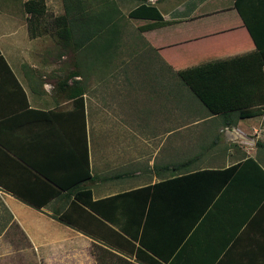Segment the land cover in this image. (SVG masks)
Returning a JSON list of instances; mask_svg holds the SVG:
<instances>
[{
  "label": "crops",
  "instance_id": "0c3cea01",
  "mask_svg": "<svg viewBox=\"0 0 264 264\" xmlns=\"http://www.w3.org/2000/svg\"><path fill=\"white\" fill-rule=\"evenodd\" d=\"M233 2L151 0L162 20L137 19L140 50L129 56L135 63L124 93L107 69H88L89 80L85 72L74 76L83 114L67 88L57 93L31 74L41 36L29 37L22 14L0 10L8 24L0 31V198L44 264H99V247L135 262L113 246L110 229L117 226L75 200V191L89 189L98 201L193 173L175 182L174 224L187 226L194 205L210 204L186 235L189 264H264V103L257 101L264 98V65ZM186 69L205 70L214 85L251 80L242 89L255 94L249 108L261 112L240 117L238 110L206 109L209 115L183 119L179 72ZM167 92L178 94L168 118ZM129 104H146L144 116L129 117ZM86 156L90 178L70 189ZM167 185L160 188L165 197Z\"/></svg>",
  "mask_w": 264,
  "mask_h": 264
},
{
  "label": "trees",
  "instance_id": "16d2710c",
  "mask_svg": "<svg viewBox=\"0 0 264 264\" xmlns=\"http://www.w3.org/2000/svg\"><path fill=\"white\" fill-rule=\"evenodd\" d=\"M46 1L24 0L22 2L23 12L27 15L28 33L31 38L42 36L47 32L46 25L42 21L47 12ZM138 1L139 3L127 13L129 18L162 20V16L155 5L145 2V0ZM62 2L65 10L63 14L56 17L54 24L59 29V37L63 41L65 40V43L70 41L72 31L80 27L83 35L81 34V36L77 37L76 46L86 45L90 37L97 33L95 30L86 28L89 24L88 21L100 24L103 31L108 27L107 23L112 22L114 12H118L117 9L109 7L98 15L82 14V11L80 14V10H82L80 0H62ZM233 4L257 48L256 50H258L259 63L264 65V0H234ZM5 11L13 12L11 10ZM81 15L84 17L83 21L82 19L80 20ZM0 58L2 57L0 56ZM95 59L97 60L96 56ZM195 71L186 69L179 73L184 84L190 88L195 97L211 114H226L229 111L238 110L240 117H248L261 112L260 109H251L249 107L257 101H260L258 103H264V98L261 99L262 102L259 99L255 101V94L252 91L242 89L243 85L250 83L251 80L236 81L227 86L222 85V83L214 85L209 82V75L205 70L199 71V75ZM262 74L264 78V73ZM76 75L77 73L72 72L69 77ZM67 80L68 77L58 82L59 88H67L65 95L73 99L74 105L83 114V88L79 87L77 81L67 84ZM245 162H252L261 171L252 158H247ZM236 167L237 164L227 168L226 172ZM210 172L212 173V171L205 170L200 173ZM192 175L194 176V173L184 174L161 183L121 192L98 201H91V191L89 189L75 191V200H81L100 217L112 221L117 226L118 231L110 229L114 235V238H112L113 246L135 257V262H129L128 259L121 255L99 247V252H97L99 264H189L190 256L185 251L186 235L189 233L193 222L210 204V199H207L203 203L196 205L198 208L194 205L198 211H196V215L194 214V218L187 226L178 228L174 224L176 222L175 217L178 218V207L180 206L175 197L177 194L175 187L178 186L175 185V182L187 180ZM89 178L90 173L86 156L85 164L81 167L79 176H76L75 180L71 181L70 189L74 187L73 185L79 179ZM166 184L170 186L166 190L167 197L164 195L165 192L160 193V188L166 186ZM73 203L75 202L73 201ZM182 205L193 206L187 201ZM89 215V220H98L96 216ZM74 219L70 220L71 223L76 224L77 222L78 225L77 218ZM98 222L102 223L100 220ZM156 235H158V239L154 238Z\"/></svg>",
  "mask_w": 264,
  "mask_h": 264
},
{
  "label": "rangeland",
  "instance_id": "374dc122",
  "mask_svg": "<svg viewBox=\"0 0 264 264\" xmlns=\"http://www.w3.org/2000/svg\"><path fill=\"white\" fill-rule=\"evenodd\" d=\"M23 1L24 0H0V10H11L20 13L23 15L20 17L26 22L27 15L24 14L22 9ZM80 2L82 8L80 14L82 11V14L98 15L109 7L117 9L118 12H114L112 22H108V27L103 31L101 30L102 26H100V24L88 21L89 24L86 28L88 27L90 30H95L97 33L90 37L86 45L76 46L77 37L81 36V34L83 35V31L80 27L74 29L70 41L65 43V40L63 41V39L59 37V29L54 24L56 17L63 14L65 10L63 2L62 0H47V12L42 19L43 23L46 25L47 32L40 37L42 38L40 40L42 44H40L36 53L33 54L37 69H35L36 71L34 72L33 69H31L33 72L31 74H33L37 80L43 79L52 83L53 88L51 90L59 93L60 88L58 82L67 77V84H71L76 80L74 77H69L72 72H85L88 79V69H107L108 71H106L111 72V76L114 75L115 80L118 81V83H116V90L124 93L126 91L125 82L130 81L129 65L135 63L134 60L129 59V56L138 53V50H140V43L136 42L138 41L137 39L141 37L140 28L142 26L141 24H143L140 20L129 18L127 13L130 9L135 7L139 1L80 0ZM145 2L150 3L151 0H145ZM5 18L4 14H0V31L3 25H8L5 24ZM81 19L82 21L84 20L82 15L80 20ZM104 46H106V48H104ZM95 56L97 60H94ZM23 66H27L26 63H24ZM169 80L167 78V81ZM86 88L89 89L88 85ZM92 90H94V88H92L91 91ZM138 91L139 90H134L136 93ZM167 91H169L168 88ZM177 95L176 93H166L167 104H165V109L167 110V118L170 116L169 108H173L174 105L170 103V101L173 102V97ZM179 95L183 119L209 115L205 106L195 97L184 82H181ZM145 107L146 104H129V117L133 119L139 116L141 118L144 116ZM157 107H159V104H157ZM117 108L119 116L120 112L123 116L126 114V108L123 107V105L117 104ZM147 111L149 112L150 109ZM38 261L44 264L42 257H39L35 251L29 249V241L20 233L17 225L11 220V215L7 213V209L0 198V264H40Z\"/></svg>",
  "mask_w": 264,
  "mask_h": 264
}]
</instances>
